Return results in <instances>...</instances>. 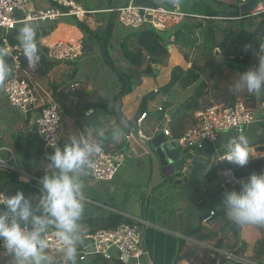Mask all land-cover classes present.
I'll return each instance as SVG.
<instances>
[{
  "label": "trees",
  "instance_id": "trees-1",
  "mask_svg": "<svg viewBox=\"0 0 264 264\" xmlns=\"http://www.w3.org/2000/svg\"><path fill=\"white\" fill-rule=\"evenodd\" d=\"M260 1L264 3V0ZM135 2L148 6L163 5L169 8H172L174 5L172 0H135ZM179 7L184 12L203 15L208 18L196 19L192 25H189L187 21H183L185 24L184 26H179L172 30L167 29L171 30L168 36H163L159 30L152 27L130 29L126 34L121 35L118 41L120 54L128 65L138 70L139 76H156L158 70H163L164 66L171 63L172 55L175 53L176 49L186 61L190 62V70L200 74L201 77L199 80L191 87L189 92L184 95L177 105V109L171 115L170 129L174 138L179 137L183 133L188 122H193V112L195 110L206 108L213 103L230 104L239 99L238 93H233L229 90L232 84L227 86L221 85V78L227 84H230L229 78L231 75H240V73L254 67L258 57L264 54V11L261 12L258 18L233 20L228 18L238 17L240 15V7L237 5H228L221 0H180ZM109 14V18L107 19L102 33H99L96 28L90 27L84 20L80 21L75 17H70L68 23L76 26L83 34L81 41L82 47L88 46L92 40H97L102 47L103 44L106 45V43L110 42L115 20L113 19V14ZM95 17L97 23H103L99 13H96ZM212 17H223V20H230L228 22V27L232 29V38H224L220 43H216V33L219 29L216 20L212 19ZM58 21L59 19L53 21L46 20L47 23L40 27L33 26L36 30V46L40 57L36 67L33 68V73L37 78L35 82H37V85L41 89L49 91L51 98L59 104L60 119L63 117L72 118L78 127L83 128L86 126L92 128L96 134V141L101 142V146L106 152L124 150V147L129 144V141L125 139L127 130L117 121L114 107L117 98L128 94L132 89V73H121L113 64L109 55L106 54V48L105 50L102 48L104 63H108L110 68L122 79L120 90L112 100L94 92L93 89L89 91L85 87H75L76 85L72 83L63 85L62 83L48 82L50 71L60 64V62L49 60L46 55V50L39 45L38 40L42 36L50 34L57 26ZM67 28L69 31L79 35L76 29L72 27ZM197 31L202 33L204 39L203 45L197 44L199 40ZM18 32L19 29L14 28L9 35V39L11 44L20 47L19 39L17 38ZM171 35L174 36L173 41L169 40ZM166 40H168V42H166ZM109 44L111 47L114 45L111 44V42ZM216 47L219 48L218 54ZM193 53L194 55L191 59L190 56ZM227 55L233 56V59H227ZM217 56H224L225 60L217 59ZM3 60L11 67V72L6 78L8 79L13 74V66L10 58L4 57ZM21 62L24 68L29 65L23 53L21 55ZM181 70L182 67L179 65L173 66L170 80L166 84L175 80L176 74L181 72ZM74 74L75 69L73 67L68 75L73 78ZM192 78V76H188V78L183 79V84H187ZM211 79H213L212 82ZM155 94L153 90L149 91L144 95L145 101L151 100ZM243 100L247 105L255 106L264 101V90H262L260 94H249L245 92ZM143 110L144 109H141L140 112ZM119 114L123 121H126L132 126L131 122L126 120L122 112V104L119 108ZM106 116L112 117L114 120L113 123H107L109 130L103 131L106 125L104 120H101L100 117ZM116 130L120 133V139L118 141L112 139V133ZM100 132L103 133V136L97 135V133ZM61 143L62 141H60V145ZM261 172H264V157L251 158L245 166H236L235 169V174L240 178H248L252 173L259 174ZM43 174H45V172L38 173V176H35L40 180ZM19 176V173L14 170L7 171L0 168V190L7 184L17 182ZM217 212V214H219L218 217L225 221L222 230H228L237 240L240 239L238 225L228 220L223 208L218 209ZM214 215L215 211L212 216ZM133 222H135V220L130 217L114 211H107L102 215L82 217L78 223L84 227V234H88L94 233L100 229L115 228L120 224H132ZM189 233L194 235L199 241L216 236V231L212 230L203 233V227L201 225L190 230ZM223 242L224 240L222 237L217 239L214 244L215 248H222ZM183 244L181 240L174 257V263L182 259H188L191 264H217L216 260L218 255H220L218 264H249V262L264 264V235L255 240L252 247L253 254H251L250 257L234 249L236 244L227 249L228 253L240 259L228 257L223 253L218 254L216 251H214L215 255L213 256L206 247L196 243H193L190 248L183 250ZM60 259L61 257L55 259L57 264H60ZM85 261H88L87 264H131L121 260L117 256L110 260L97 256L86 259L83 262ZM83 262L80 263L83 264Z\"/></svg>",
  "mask_w": 264,
  "mask_h": 264
},
{
  "label": "crops",
  "instance_id": "crops-1",
  "mask_svg": "<svg viewBox=\"0 0 264 264\" xmlns=\"http://www.w3.org/2000/svg\"><path fill=\"white\" fill-rule=\"evenodd\" d=\"M109 1V3L112 2V0ZM80 2L85 9L97 10L94 13L87 14L84 19V21L90 27H92L93 22L97 23V19L95 17L96 13H99L100 19L101 21H103L110 15L104 10L116 5L111 4L109 7H102L101 5L105 3V0H80ZM46 3L47 5L45 7L52 6L49 0L46 1ZM236 5L238 7H241V5H239V0L237 1ZM37 8L41 7H38L36 5L34 6L33 4L29 5V9ZM69 20L70 17L60 18L57 22V26L53 29V31L46 36H42L38 40L39 45L41 46V41L45 40L46 38L49 39L51 37L56 39V37H58L57 34H60L63 30L75 35V33L69 31L67 27L76 29L79 35L74 41L81 42L83 34L76 26L69 24ZM229 21L230 20H227L226 22L228 23ZM46 23V21L30 22V24H32L34 27H40L41 25ZM23 25L24 24L17 26V29H20ZM221 26L225 28V26ZM217 27L219 29L220 25L217 24ZM229 29L232 30L230 27H228L227 24L226 29L223 30ZM90 43L88 44V46L83 47L81 56L88 55L89 52L92 51L93 48L90 47ZM113 48L114 45L109 51H111V53L114 55V58L120 59L123 65L130 69L131 66L125 62L123 56L121 54L119 56L116 55ZM226 57L228 59H233V56L231 55H227ZM102 62L105 69V74L107 76L109 75V80H113L112 83H110L109 80L106 81V79H102L104 74L101 75L99 74V72H96L95 75L97 76L98 74V77L101 79V81H97V86H94V82L92 84L91 81L86 82V84H83V82L81 85H85L87 87L86 89L89 91H91L92 89H96V92L98 94L104 95L107 99L112 100L120 90L121 80L120 77L116 73H114V71L109 74V71H106L107 67L105 66L103 60ZM171 63H173L172 66L180 65V67H182L181 72L176 74L175 80L171 81L169 84H166L170 80L172 69L171 67L168 68V70L164 73L162 72L164 77L163 81L158 80L159 83L153 85L150 89L140 90L135 99L130 98L129 101H125L124 98L129 97V94H125L124 96L120 97V105L122 104L123 114L125 115V117H130V122H134L135 127H133V129L141 128L143 130L144 135L147 137V139H151L158 133L163 132V126L165 124L163 121V113L166 112L171 118V115L177 109V105L180 103L184 95L189 92L191 87L201 77L199 73L192 72L190 70V62L186 61L181 54L180 59H178L177 61H175L173 54ZM60 66L61 64H58L53 69ZM188 76H192L193 78L189 80L190 82H188L187 84H183L182 80L188 78ZM139 77L140 76L138 75V78ZM69 78H71L69 80V84L72 83L73 85H78V82L74 80V77ZM5 79L3 81H0V159L8 165L7 171L14 170L20 175L17 182L7 184L3 187V189L7 191L8 195H14L17 191L22 192L21 187L28 188L33 181L40 182V180L35 176H38V173H51L53 170L47 166H44L42 168L37 167L39 164V159H49L50 155L45 154L44 150L47 148L44 147L43 142L35 132V127L31 118L26 117L19 110L12 107L3 96L2 88ZM139 79L141 81L140 83H142V79ZM41 90L50 95L49 91H45L43 89ZM151 90H153L156 94L151 100L145 101L144 95ZM44 97L46 98V96ZM136 99H138L136 103L137 107L132 114L129 105ZM159 107H161L162 110H159ZM141 109L144 110L140 112ZM159 111L162 112V115ZM143 112L147 114L142 120V123L136 127V119ZM65 118V122L64 120L62 121V119L64 118L60 119V133L62 141L60 145L61 149L62 145L64 146L65 144L70 143L74 138L73 134H71L72 130L68 127V125L70 123L75 124V122L72 118ZM100 119L104 120V123L106 125L105 128H103V131L109 130L107 127V123H113L114 119L107 116L100 117ZM126 120L128 121V119ZM155 120H157V122H155ZM146 121L147 126L145 127V129L142 127V125ZM190 124L191 122H188L186 126ZM76 127L79 134L78 136H84L93 142L96 141V134L94 133V130L92 128H88L86 126L80 128L77 125ZM239 134L246 135L249 139L250 147L255 150L256 154L250 156L249 160L251 158L264 157V122H256L251 124L250 126H247L245 130L232 132L228 135H225L221 139L220 147H217L218 152L224 151L226 142ZM206 147L198 153L196 157L197 161L194 164H191V161L194 158H185L182 155L187 161L186 166L180 172L166 177L165 181L161 185L157 186V188L154 187L149 194L145 195V197L143 198L144 211L142 214H133L131 212L117 208L116 206L106 208L105 206L107 205L105 204V202L96 199L93 195V193H96V188H94L93 186L94 183L100 182V186L107 188L109 184H111L112 186H110V188L113 189V186H117L120 182L125 181L126 179H130L132 177L131 173H133L138 166L139 169L143 171L141 173L144 174V180L146 183L145 186L142 187V189H146L151 178V163L148 159H144V162L141 163L140 158L135 155L133 149L131 148L130 155L126 159L128 160V163H126V165H124L125 162L123 163L112 180L104 182H97L96 180L92 179L87 170L88 176L82 175L80 181L82 182L83 186L89 188L88 194L85 195L84 201L88 202L93 209L89 210L87 212L88 214L86 215H99L98 213H95V209L99 208L104 210L102 214H105L107 211H114L130 217L135 221H138L142 229V244L144 247L145 260L147 264H191L188 259H182L177 263H174V257L177 253L178 246L181 240L184 243L183 250L190 248L193 243H196L206 247V249L210 251L213 256L215 255L214 251L218 252V254H225V252L228 253L227 249H229L231 246H228V243L226 244V241L228 240V238L230 239L232 238V236L234 237V235L228 230H222L225 221L220 219V217H218L219 214H217L218 209L223 208L221 201L223 199V194L227 191H223L219 186L220 178L218 176V170L221 167V164L215 159V154L213 153L215 152V147H212V149H206ZM213 157L215 159V168L211 167V163L214 162ZM38 168L41 170H38ZM246 179L247 178H243V180ZM213 180H216V184L214 186L210 183ZM232 190H239V187ZM210 210L215 211V215L217 216H208ZM200 225L203 227V233H207L209 230H212L216 231V236L212 238H206L201 241L197 240L194 235L189 233V231ZM239 230L240 239H238L236 245L234 242L232 246L235 245L234 249H237L239 253L250 257V255L253 254L252 247L255 240L264 235V226L242 224ZM220 237H222L224 240L223 247L216 249L214 244L217 239H220ZM6 254L7 253L4 250L0 249V256H6ZM219 261L220 255H218L216 263L218 264Z\"/></svg>",
  "mask_w": 264,
  "mask_h": 264
},
{
  "label": "built area",
  "instance_id": "built-area-1",
  "mask_svg": "<svg viewBox=\"0 0 264 264\" xmlns=\"http://www.w3.org/2000/svg\"><path fill=\"white\" fill-rule=\"evenodd\" d=\"M33 0H0V51L6 52L12 63V76L5 79L2 94L8 103L19 110L26 117L31 118L35 132L43 142L44 147L50 149L60 148V106L51 96L40 89L36 82L31 81L27 76V70L22 66V51L18 45L11 44L9 35L14 28L31 21L57 20L62 17H75L77 20H84L87 14L97 10L85 9L80 0H49L52 6L45 8L29 9ZM249 0H239V5L243 6ZM104 11L112 13L118 21L119 26L139 29L152 27L159 31L173 29L176 25L185 21L191 16L195 20L207 19V16L187 13L177 9L158 5L148 6L128 0L125 5H114ZM264 11L263 1L256 0L254 6L245 14L228 19H243L259 17ZM220 20L223 17H212ZM174 36L169 37L173 41ZM41 46L46 50L49 60L62 62L71 61L81 56L83 47L80 41H41ZM218 51L219 48L216 47ZM39 87V88H38ZM46 96V98L43 96ZM162 110L161 107L158 108ZM146 116L143 112L136 119V126L142 123ZM163 133L169 141L185 157L196 158L206 145L212 144L215 147V159L220 162L218 170L220 178L219 186L223 191H229L239 187V181L243 178L235 174L236 165L227 161H219L224 151L218 152L216 143H221V139L232 132L245 130L256 122H264V101L255 106H250L243 99H237L233 103L212 104L206 108L198 109L193 114V122L188 125L183 133L174 138L170 129V116L163 113ZM244 127V128H243ZM138 137H145L141 128L134 131L127 130L125 139L130 141ZM1 150V147H0ZM92 166L88 168L89 175L96 181L112 180L126 160L124 150L106 152L102 150L92 158ZM189 159V160H191ZM189 162V161H188ZM0 168L7 170L8 165L0 159ZM0 193L8 195L4 189ZM210 210L208 216H212ZM138 221L132 224H120L115 228L97 230L94 233L84 234L82 241L77 245L76 264L93 257H103L112 259L117 256L131 264H147L145 251L142 245V231ZM49 247L45 249L46 254L52 255L55 259L60 258L59 244L54 235V230H50L46 235ZM2 249V248H0ZM3 250V249H2ZM228 257L240 259L231 253L225 252ZM249 264H258L249 262Z\"/></svg>",
  "mask_w": 264,
  "mask_h": 264
},
{
  "label": "clouds",
  "instance_id": "clouds-1",
  "mask_svg": "<svg viewBox=\"0 0 264 264\" xmlns=\"http://www.w3.org/2000/svg\"><path fill=\"white\" fill-rule=\"evenodd\" d=\"M172 3L179 8L180 0H172ZM18 39L24 57L35 68L40 57L33 25L24 24L19 29ZM6 55L0 51V81L11 72V67L3 60ZM229 90L249 94H260L264 90V54L258 57L254 67L240 73ZM97 135L103 136V133ZM112 139H120L118 130L113 131ZM101 150L100 141L93 142L84 136L73 138L49 156L54 171L41 176L38 197H26L21 191L14 195L0 193V248L14 258V264H57L55 258L45 252L49 247L45 235L50 229H54L62 253L60 264H76L77 245L85 231L78 223L85 200L80 176L87 174L92 166L91 158ZM255 154L248 137L239 134L226 142L219 161L243 167ZM238 183L239 190L223 194L221 204L226 217L237 225L264 226V172L252 173Z\"/></svg>",
  "mask_w": 264,
  "mask_h": 264
},
{
  "label": "rangeland",
  "instance_id": "rangeland-1",
  "mask_svg": "<svg viewBox=\"0 0 264 264\" xmlns=\"http://www.w3.org/2000/svg\"><path fill=\"white\" fill-rule=\"evenodd\" d=\"M46 1L48 0H33L30 4H33L34 6H38L41 8H45V6L47 5ZM220 1V0H219ZM222 1V0H221ZM226 4L230 5H236L238 0H223ZM109 0H105V3L102 4V7H109L111 4H116L118 6L120 5H125L127 4L128 0H112L111 3H109ZM89 6V5H88ZM90 7V6H89ZM109 17H107L105 20H103V23L99 24V23H94L92 24V28H96V30L99 31V33H102V31L105 28V25L107 23V19ZM254 18V17H251ZM250 19V18H247ZM114 25H113V30L111 33V38H110V42L111 44H114V51L116 55H120V49H119V45H118V41L120 40L121 35L126 34L130 28H125V27H121L118 24V21L116 20V18H114ZM215 20V19H214ZM186 22V21H184ZM184 22L182 21L180 24L176 25L173 29H176L177 27H181L184 26ZM217 24L220 25L219 30H217L216 33V43H220L221 40H223L224 38L230 39L231 38V33L232 30H223L226 29L227 27V22L226 20H218L216 21ZM29 23V22H28ZM210 24V22H209ZM221 25L225 26L222 27ZM222 29V30H220ZM172 30V29H171ZM171 30H165V31H159L163 36H168L169 32H171ZM69 35H73L75 37H77L78 35H74V34H70L68 31L63 30L60 34H57L58 37L56 38H63L65 36H69ZM197 35L198 37V45L201 44L203 45L204 39L202 36V33L197 31ZM18 38V35H17ZM109 42V43H110ZM109 43H106V45L103 44V47L99 44V42L97 40H92L90 43V47H92V51L89 52L88 55H83L79 58H75L71 61H62L60 62L61 66L58 68H55L53 70L50 71L49 76H48V82L50 83H62L63 85H67L70 83V79L69 75L71 69L74 67L75 69V74H74V80L76 82H78L77 86L75 87H85L87 88L85 85H81L83 82V84H86V82H90L93 84L94 82V86H97V81H101V79L98 77L99 75L97 74V76L95 75L96 72H99V74L103 75L102 79H106V81H108L110 79L109 75L107 76L105 74V69L103 66V51L102 48L105 50H107L106 54L109 55L110 59L112 60L113 64L119 69V71H121V73H126V74H130L133 76L131 79V83H132V89L130 90L129 97L124 98V100H130L131 99H135L137 94H139V91L142 89H150L153 85L158 84V80L163 81L164 77H163V73L165 71L168 70V68L173 67V63H169L167 66L163 67V70H158L156 73V76H146V75H141L139 78L142 79V83H140V79L138 78V70H135V68L131 67L130 69L127 68L126 66L123 65V63L121 62L120 59H116L114 58V55L111 53V51H109L111 49V46ZM217 51V50H216ZM219 52L217 51V54ZM194 53L191 54L190 58L192 59ZM174 59L175 61H177L178 59H180V52L176 49L175 53H174ZM217 59H221V60H225L224 56H217ZM228 59V58H227ZM105 66L107 67L106 71H109V74L113 72V70L110 68V66L108 65V63L105 64ZM180 66V65H179ZM129 69V71H128ZM27 70V74L26 76L33 82L37 81V78L35 77V74L33 73V67L29 64L26 67ZM137 71V72H136ZM227 71V69H226ZM163 72V73H162ZM115 73V72H114ZM239 77V75H231V77L229 78V82H231L230 84H227L222 78H221V85L222 86H227V85H231L235 82V80H237ZM137 79V80H136ZM120 80H122L120 78ZM113 81V80H112ZM111 80H109L110 83H112ZM213 81V79H211V82ZM37 83V82H36ZM40 83V82H39ZM80 84V85H79ZM39 88V87H38ZM44 94V91H42ZM94 92H96V89L94 90ZM246 91H241L238 93L239 95V99H244V93ZM138 99H136L135 101H133L129 106H130V110L133 114L137 103ZM152 106V105H151ZM64 119H62V121L64 120V122L66 121V118L63 117ZM130 117H126V119H128V121L130 122ZM72 122V121H71ZM151 122V121H150ZM155 122H157V120H155ZM132 124V128L135 127L134 122L131 121ZM147 126V121L145 123H143L142 127L145 128ZM68 127L72 130L71 134H73L74 138L80 137L78 136V130L75 124L70 123L68 125ZM137 127V126H136ZM146 129V128H145ZM137 128H134V133H136ZM138 137V136H137ZM78 139V138H77ZM215 146L220 147V142L216 143ZM213 145L212 144H208L206 149L210 148L212 149ZM55 151V149H50L47 148L44 150L45 154H49L51 155L53 152ZM124 152L126 154V159L127 157L130 155L131 152V147L130 145H126L124 147ZM1 154V153H0ZM214 162L211 163V167L215 168V159L213 157ZM39 164L37 167H50V160L46 159V158H42L38 160ZM126 163H128V160L125 161L124 165H126ZM38 170H41L39 169ZM53 170V169H52ZM54 171V170H53ZM141 172H143L142 170L139 169V167L137 166V169L134 170L133 173H131L132 177L130 179H126L125 181L120 182L117 186H113V189L110 188V186H112L111 184H109V186L106 188L100 186V182L98 183H94V188H96V193H93V195L95 196L96 199L105 202V204L107 206H105L106 208H109L111 206H116L117 208H120L122 210L131 212V213H135V214H142L143 213V209H144V203H143V198L145 197V195L149 194L147 191V187L146 189H142V187L145 186V180H144V174H142ZM88 173V172H87ZM86 176H88V174H86ZM82 175L80 176L81 179ZM104 182V181H103ZM213 186L216 184V180H213L212 182H210ZM157 188V187H156ZM22 192L24 193V195L26 197H38L40 194V182L37 181H33L32 184L26 188V187H21ZM88 187L83 186V191L85 193V195L88 194ZM146 191V193H145ZM35 203V201H34ZM104 204V203H103ZM93 208L90 206V204L86 201H84V212L82 217H86V216H90V215H86L88 214L87 212L89 210H92ZM104 210L96 208L95 209V213L98 214H102ZM237 239L236 237L232 236V238H228V240L226 241V244L228 243V246H232L235 242V244L237 243ZM227 246V247H228ZM225 252V251H224ZM83 262V261H82ZM81 262V263H82ZM80 263V264H81ZM88 261L83 262V264H87ZM0 264H14V258L12 256H9L8 254H6V256L1 255L0 256Z\"/></svg>",
  "mask_w": 264,
  "mask_h": 264
},
{
  "label": "water",
  "instance_id": "water-1",
  "mask_svg": "<svg viewBox=\"0 0 264 264\" xmlns=\"http://www.w3.org/2000/svg\"><path fill=\"white\" fill-rule=\"evenodd\" d=\"M256 0H249L246 4L240 7L239 13L245 14L255 4ZM194 18L189 16L185 21L192 25ZM168 42V40H166ZM121 98H117L115 102V113L117 121L129 131H133V128L127 122H124L119 114ZM244 128V127H243ZM130 147L133 149L135 155L140 158L141 163L144 159H148L151 163V178L148 183V193L154 187L161 185L166 177L180 172L187 164L186 159L182 156L181 152L175 147V144L168 140L164 133H158L155 137L147 139L145 137H137L129 141ZM197 159L194 158L191 164L196 163ZM242 224L238 225V229ZM142 231V230H141ZM143 245V244H142ZM124 261L127 259L124 257Z\"/></svg>",
  "mask_w": 264,
  "mask_h": 264
},
{
  "label": "bare ground",
  "instance_id": "bare-ground-1",
  "mask_svg": "<svg viewBox=\"0 0 264 264\" xmlns=\"http://www.w3.org/2000/svg\"><path fill=\"white\" fill-rule=\"evenodd\" d=\"M78 37V36H77ZM76 39V37L75 36H73V35H69V36H65V37H63V38H46L45 39V41H47V42H49V43H51V42H54V41H74Z\"/></svg>",
  "mask_w": 264,
  "mask_h": 264
}]
</instances>
